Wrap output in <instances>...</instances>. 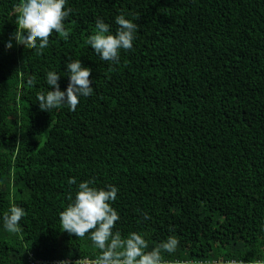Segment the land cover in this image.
I'll list each match as a JSON object with an SVG mask.
<instances>
[{
    "label": "trees",
    "instance_id": "16d2710c",
    "mask_svg": "<svg viewBox=\"0 0 264 264\" xmlns=\"http://www.w3.org/2000/svg\"><path fill=\"white\" fill-rule=\"evenodd\" d=\"M15 3L0 0V213L25 215L15 233L0 227V264L95 257L58 224L69 177L117 188L122 237L142 234L146 250L175 238L167 264L264 261V0H67V38L51 33L39 55L4 48ZM117 14L137 27L113 63L85 39L97 17L114 32ZM75 59L93 94L39 110L44 74L63 90Z\"/></svg>",
    "mask_w": 264,
    "mask_h": 264
},
{
    "label": "clouds",
    "instance_id": "9594fccd",
    "mask_svg": "<svg viewBox=\"0 0 264 264\" xmlns=\"http://www.w3.org/2000/svg\"><path fill=\"white\" fill-rule=\"evenodd\" d=\"M66 3L67 0H17L12 6L17 29L15 34H11L9 41L4 43V48H11L14 41L17 45L35 50L39 55L48 46L51 33L55 32L66 39L68 31L63 21L71 12L70 8L65 7ZM113 22L117 27L111 32L109 25L97 17L85 43L99 59L116 63L120 50L132 49L137 25L123 14L115 15ZM90 72L88 67L81 65L79 59L67 61L63 71L67 77V85L60 90L58 79L61 76L57 71H47L44 74L47 87L35 95L39 110L48 112L67 106L69 111H74L81 97L93 94ZM28 83L32 84L31 79ZM67 183L75 185V189L67 197L68 202L57 213L59 227L75 237L87 234L97 250L94 258L85 256L77 259L74 264H167L160 252L163 250L170 254L175 251L177 240L172 236L151 250H146L148 244L142 234L129 232L122 237L118 230H113L114 222L119 220L117 211L110 203L116 198L117 188L114 185L98 188L92 186L91 180L77 183L72 177L68 178ZM24 215L25 210L13 203L5 212L0 213V227L15 233L19 230L18 222ZM59 264L70 262L61 260ZM212 264L217 262L212 261ZM223 264L240 262L225 259ZM256 264H264V261L257 260Z\"/></svg>",
    "mask_w": 264,
    "mask_h": 264
}]
</instances>
